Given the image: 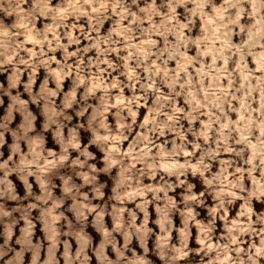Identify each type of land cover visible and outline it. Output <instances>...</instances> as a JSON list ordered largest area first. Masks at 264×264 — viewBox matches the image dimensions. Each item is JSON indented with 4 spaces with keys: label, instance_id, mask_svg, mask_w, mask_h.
Listing matches in <instances>:
<instances>
[{
    "label": "clouds",
    "instance_id": "1",
    "mask_svg": "<svg viewBox=\"0 0 264 264\" xmlns=\"http://www.w3.org/2000/svg\"><path fill=\"white\" fill-rule=\"evenodd\" d=\"M0 264H264V0H0Z\"/></svg>",
    "mask_w": 264,
    "mask_h": 264
},
{
    "label": "rangeland",
    "instance_id": "2",
    "mask_svg": "<svg viewBox=\"0 0 264 264\" xmlns=\"http://www.w3.org/2000/svg\"><path fill=\"white\" fill-rule=\"evenodd\" d=\"M177 223H179V221H177Z\"/></svg>",
    "mask_w": 264,
    "mask_h": 264
}]
</instances>
